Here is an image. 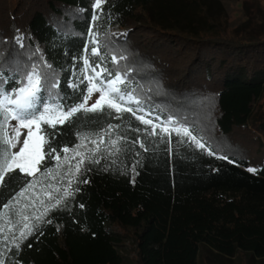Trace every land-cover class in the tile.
Wrapping results in <instances>:
<instances>
[{
    "label": "trees",
    "instance_id": "1",
    "mask_svg": "<svg viewBox=\"0 0 264 264\" xmlns=\"http://www.w3.org/2000/svg\"><path fill=\"white\" fill-rule=\"evenodd\" d=\"M226 17L224 10L212 17L211 6L198 0H106L101 10L93 0H0L5 76L42 57L65 108L79 103L85 86L68 84L79 83L93 29L109 70H131L127 81L144 109L137 115L154 123L172 117L215 153L178 143L175 133L170 143L149 136L150 126L130 113L77 114L57 126L52 146L63 157L81 137L103 136L99 163L84 162L74 195L19 250L6 251L5 264H127V239L131 264H264V33L228 32ZM112 55L126 59L113 65ZM55 164L46 161L47 168ZM29 180L6 178L0 213Z\"/></svg>",
    "mask_w": 264,
    "mask_h": 264
},
{
    "label": "snow or ice",
    "instance_id": "2",
    "mask_svg": "<svg viewBox=\"0 0 264 264\" xmlns=\"http://www.w3.org/2000/svg\"><path fill=\"white\" fill-rule=\"evenodd\" d=\"M105 2L106 0H93L94 9L101 10ZM92 19L93 21L98 20L99 16L94 14ZM88 39L91 48L89 49L88 46L84 48L81 76L77 77L79 83L68 84V87L73 89L83 84L84 91L80 102L69 105L67 108L61 103L63 98L57 91L60 87L59 80L54 74L49 73L51 65L47 64L42 57L40 63L32 64L27 71L21 72L17 67L10 69L7 76L4 75L3 66H0V188L6 186V178L9 180L16 176L31 178L16 196L3 204V212L0 213V221H2L0 223V245L5 251H12L13 248L19 250L21 242L35 235L41 223L52 222L51 220L45 221V217L50 211L58 209L65 198L74 195L72 185L77 183L76 176L81 172L85 160L99 163V159H95V156L104 144L103 136L100 137L99 143L97 140L91 141L95 145L93 148H87L86 137H81L80 143L75 148L64 147L62 149L63 157L52 146L51 140L55 137L57 126L72 123L77 114L106 112L110 116L115 114L116 119H121L123 113H130L141 124L150 126L144 130L149 136H159L161 140H167L170 143L172 134L175 133L179 138L178 143L188 142L194 144L196 148L206 150L209 155H215L210 147L206 149L202 138L193 135L187 126L176 124L172 117L165 122L154 123L152 119H146L145 115H137V112H144V109L140 106V100L133 95L135 90L131 89L130 82L127 81L131 70L123 74L119 70L110 71L105 65L107 50L101 51L100 33L90 29ZM16 41L23 48V37H17ZM110 59L113 65H117L119 59H126V57L117 59L115 55H112ZM9 82L14 85L18 84V86L6 90L4 85ZM95 93H99V96L89 106L88 101ZM129 104H135L136 108L128 106ZM150 114L146 113V115ZM13 121L16 123L13 124ZM114 127H119V125H109V131ZM22 136L23 140H21ZM120 139L117 137L110 141L114 148L113 154L119 151L116 145ZM137 142L141 148H144L143 142ZM82 148L85 150L81 151ZM220 158L227 159V157ZM51 160L56 161L55 168H47L46 161ZM72 160H75L74 165L71 163ZM64 165H68L65 175L69 179L62 195L57 196L56 194L60 193L61 189L52 185L41 187L40 193L30 195L35 192L37 185H42L44 180L58 176L59 170ZM248 171L255 172L256 170L249 168ZM79 182L87 183V180ZM132 182H135L134 177ZM78 190L77 188L76 191ZM43 197L47 198V202ZM22 200H26L27 203L18 208L17 205H20ZM28 208L32 209L31 215L26 211ZM12 217L19 218L13 219ZM0 264H5L4 259H0Z\"/></svg>",
    "mask_w": 264,
    "mask_h": 264
},
{
    "label": "rangeland",
    "instance_id": "3",
    "mask_svg": "<svg viewBox=\"0 0 264 264\" xmlns=\"http://www.w3.org/2000/svg\"><path fill=\"white\" fill-rule=\"evenodd\" d=\"M202 4H208L211 6V14L212 17L218 19L223 12L227 15L226 20L223 21V26L228 32H232L237 30L238 32H247L248 34H253L256 36L257 34L264 33V0H198ZM130 31V29L126 30H116L113 31L114 35H122L124 32ZM99 94L95 93L92 98L88 101L89 106L95 102L98 98ZM264 106V102H263ZM264 108V107H263ZM23 136L21 140H23ZM92 140H97L99 143V138L90 137L86 138L85 144L87 148H93L95 145L91 143ZM80 143V142H79ZM75 148V147H74ZM85 149L82 148L81 151ZM71 155V153H69ZM77 159H79L77 157ZM86 161V160H85ZM71 163L74 165L75 160H72ZM56 164L51 168H55ZM68 165H64L63 168L59 170L60 174L55 178H48L44 180L42 185H37L34 193L30 195H34L36 193H40L41 187L52 185L53 187H59L61 189L60 193H57V196L62 195V188L64 184L68 182L69 177L65 175L67 171ZM84 168V164L82 165L81 172ZM44 171V170H43ZM80 172V173H81ZM79 173V174H80ZM78 174V175H79ZM77 175V176H78ZM47 202V198L43 197ZM27 203L26 200H22L20 205H17L18 208L23 207V204ZM27 213L31 215L32 209L28 208ZM13 219H18L19 217H12ZM2 223V221H0ZM134 247L132 245V240L127 239L122 246V254L125 256L127 264H131L134 258ZM6 255V251L2 245H0V259H4Z\"/></svg>",
    "mask_w": 264,
    "mask_h": 264
}]
</instances>
